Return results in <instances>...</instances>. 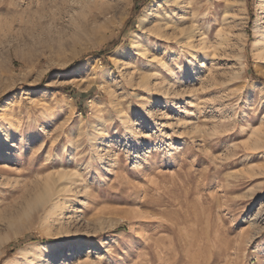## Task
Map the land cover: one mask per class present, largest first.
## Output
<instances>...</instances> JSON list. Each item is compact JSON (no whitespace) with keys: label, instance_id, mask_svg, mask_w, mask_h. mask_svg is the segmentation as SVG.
I'll use <instances>...</instances> for the list:
<instances>
[{"label":"rangeland","instance_id":"1","mask_svg":"<svg viewBox=\"0 0 264 264\" xmlns=\"http://www.w3.org/2000/svg\"><path fill=\"white\" fill-rule=\"evenodd\" d=\"M261 46L264 0H0V264H264Z\"/></svg>","mask_w":264,"mask_h":264},{"label":"bare ground","instance_id":"2","mask_svg":"<svg viewBox=\"0 0 264 264\" xmlns=\"http://www.w3.org/2000/svg\"><path fill=\"white\" fill-rule=\"evenodd\" d=\"M194 22V21H193ZM138 24L140 25L141 24V21H140V19H139V22H138ZM175 24V23H174ZM195 32V31H194ZM173 37V39L172 40H174L175 41V43H179V41H178V39H177V37L178 36H180V35H184L185 36V38L186 39H190L192 36H193V33H192V27L191 26H188V27H184V26H180L178 23H176L175 25H174V27H172V29H171V33H170ZM182 35V36H183ZM170 36V35H169ZM219 40V39H218ZM221 41V40H220ZM187 42H188V40H187ZM207 43V42H206ZM219 43H221V42H219ZM218 43V44H219ZM197 45L196 46H198L200 49H202V48H204L205 46V41L203 40V39H200V40H198V43H196ZM222 45V44H221ZM192 46V45H191ZM196 46H195V48H196ZM146 47V46H145ZM144 47V48H145ZM193 47V46H192ZM262 47V56L264 57V47L263 46H261ZM206 48V47H205ZM148 49V48H147ZM146 50V49H145ZM145 50H143V51H145ZM203 50H205V49H203ZM142 52V51H141ZM140 52V53H141ZM139 53V52H138ZM146 53V52H145ZM145 53H144V56H145ZM240 54H239V58H240ZM262 57V58H263ZM113 60H114V62L116 63L117 62V59L116 58H112ZM167 64V63H166ZM158 65V64H157ZM164 65V64H163ZM167 67V66H166ZM160 70V69H159ZM167 70V69H166ZM28 75H30V73L28 72V73H26V75L24 76V77H26V76H28ZM211 76V75H210ZM149 79V78H148ZM209 79V78H208ZM144 81H145V79H143ZM211 80V79H210ZM209 80V81H210ZM197 126V125H196ZM260 127H262V126H260ZM196 128V127H195ZM199 129V128H198ZM195 130V129H194ZM214 130V129H213ZM202 131V130H201ZM190 132V131H189ZM193 132V131H192ZM204 132V131H203ZM252 132V135H251V137H250V140H249V145H248V148L249 149H251V151L252 152H259V150H260V148H262V147H264V127L263 128H256L255 130H252L251 131ZM188 133V132H187ZM191 134V133H190ZM203 136V135H202ZM202 138H204V137H202ZM244 144V143H243ZM200 149V148H199ZM205 152V151H204ZM208 156V155H207ZM253 168V167H252ZM57 174V173H56ZM65 176V175H64ZM54 178H55V176H54ZM57 179V178H56ZM55 181V180H54ZM70 186V185H69ZM68 186V187H69ZM57 188V187H56ZM62 189H55L50 183H45L44 184V186H43V188H42V190L41 191H39L38 193H37V195H36V199L38 200V201H40V202H43V201H48V200H50L51 199V197L53 196V195H56V194H58L59 193V191H61ZM70 190H71V188H70ZM62 194V193H61ZM54 197V196H53ZM52 197V198H53ZM57 197V196H56ZM55 199H57V198H55ZM53 200V199H52ZM51 200V201H52ZM54 201V200H53ZM58 202V201H57ZM57 202H53V203H50L51 204V208H50V210L51 211H55L58 207H57V205H58V203ZM57 207V208H56ZM51 213V212H50ZM1 245H2V243L0 242V248H1ZM32 247V244H28L25 248H23L22 250H20V253H22V254H26V253H28V249L29 248H31ZM78 247H80V244L79 243H75L74 244V247H73V249H76V248H78ZM56 248V246L55 245H50V249H55ZM0 254H1V250H0ZM33 259V258H32ZM32 261V260H31ZM33 261H35V260H33Z\"/></svg>","mask_w":264,"mask_h":264},{"label":"trees","instance_id":"3","mask_svg":"<svg viewBox=\"0 0 264 264\" xmlns=\"http://www.w3.org/2000/svg\"><path fill=\"white\" fill-rule=\"evenodd\" d=\"M134 6H135L134 13L136 15L138 13L139 9H140V5H136V2H135V5ZM127 24L128 25H126V28H124V29L129 28V26L131 25V21H129ZM118 44H119V39L113 41V43L107 44L106 46H104L103 48H101V49H99L97 51H93L92 53H90V55L91 56H98V57H100L104 61V63L107 64L108 63L107 54L109 52H111ZM261 80L264 81V78H262ZM62 89H63V91L65 93H69V94H72L73 93V91H72V89L70 87H67L66 86V87H63ZM24 240L25 239H20L16 243H14V242L11 243V246H13L12 248H14V246H21L25 242ZM34 240H36V238L35 237H32V236H30V237L27 238V242H33Z\"/></svg>","mask_w":264,"mask_h":264}]
</instances>
